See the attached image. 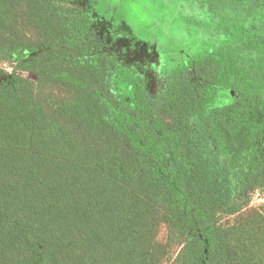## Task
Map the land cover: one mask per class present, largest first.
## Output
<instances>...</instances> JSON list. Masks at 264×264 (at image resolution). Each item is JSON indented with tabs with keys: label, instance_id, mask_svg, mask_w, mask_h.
Wrapping results in <instances>:
<instances>
[{
	"label": "trees",
	"instance_id": "obj_1",
	"mask_svg": "<svg viewBox=\"0 0 264 264\" xmlns=\"http://www.w3.org/2000/svg\"><path fill=\"white\" fill-rule=\"evenodd\" d=\"M236 3L152 91L76 0H0V264H264V0Z\"/></svg>",
	"mask_w": 264,
	"mask_h": 264
},
{
	"label": "rangeland",
	"instance_id": "obj_2",
	"mask_svg": "<svg viewBox=\"0 0 264 264\" xmlns=\"http://www.w3.org/2000/svg\"><path fill=\"white\" fill-rule=\"evenodd\" d=\"M79 6L87 10L94 19L95 29L100 36L105 37L112 45L123 48L125 50V64L132 72L143 80L148 88L154 91L161 82V77L151 67L158 64V53L155 45H148L147 42L136 40L134 36H123L117 32H131L130 28L122 21L117 26V21L107 19L100 16L97 7L99 0H76ZM190 5L189 11L195 13L196 10L202 11L205 18H197L195 15L188 21V27L192 29L180 37L183 47L171 49L174 56V64L187 60L189 57L195 56L196 53L204 50L203 48L215 45L225 31L234 29L235 21L244 18L247 13V6L241 8L240 3L236 0H188ZM245 5V4H244ZM232 24V25H230ZM228 26V27H223ZM220 32V36H216V32ZM178 58V59H175ZM0 67L5 72L10 73L14 69L11 61H5L0 57ZM134 67L137 69L136 72ZM18 70V69H17ZM26 77L34 78V74L30 72H22ZM250 209H257L264 213V191L256 190L251 193L249 203ZM233 217L228 218L229 220ZM166 226L160 225L158 230V239L162 242L166 240ZM179 247L174 246L170 249L169 254L160 264H174V258Z\"/></svg>",
	"mask_w": 264,
	"mask_h": 264
},
{
	"label": "clouds",
	"instance_id": "obj_3",
	"mask_svg": "<svg viewBox=\"0 0 264 264\" xmlns=\"http://www.w3.org/2000/svg\"><path fill=\"white\" fill-rule=\"evenodd\" d=\"M97 7L100 16L117 21L116 27L123 21L130 28V33L117 32L118 36L131 35L136 40L155 45L158 64L151 67L161 78L170 74L174 67L171 49L183 47L180 37L192 30L188 21L193 15L205 18L202 11H189L188 0H99ZM134 70L138 72L135 67ZM215 103L227 105L231 103V97L222 95Z\"/></svg>",
	"mask_w": 264,
	"mask_h": 264
},
{
	"label": "flooded vegetation",
	"instance_id": "obj_4",
	"mask_svg": "<svg viewBox=\"0 0 264 264\" xmlns=\"http://www.w3.org/2000/svg\"><path fill=\"white\" fill-rule=\"evenodd\" d=\"M87 11V10H86ZM184 61H186V60H184Z\"/></svg>",
	"mask_w": 264,
	"mask_h": 264
}]
</instances>
